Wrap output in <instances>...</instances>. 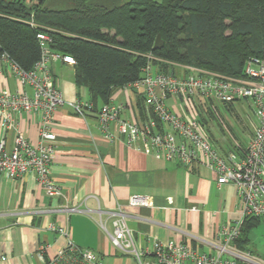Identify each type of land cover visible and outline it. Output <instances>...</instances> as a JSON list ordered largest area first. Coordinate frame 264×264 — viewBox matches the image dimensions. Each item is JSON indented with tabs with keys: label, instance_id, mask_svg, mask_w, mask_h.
<instances>
[{
	"label": "crops",
	"instance_id": "0c3cea01",
	"mask_svg": "<svg viewBox=\"0 0 264 264\" xmlns=\"http://www.w3.org/2000/svg\"><path fill=\"white\" fill-rule=\"evenodd\" d=\"M50 70L65 101L89 98L85 87L75 85L73 66L51 61ZM16 84L0 67V88L14 90ZM137 98L135 90L118 87L110 101L122 104V117L143 120L148 110L143 103L145 114H140ZM17 123L29 140H37L36 114L22 113ZM51 130L56 138L50 173L63 197L47 196L33 172L17 178L0 173V264H42L40 244L49 245L48 255L65 243L50 226L67 228L72 242L96 252L101 264H137L132 254L120 252L110 242L112 219L107 212L118 207L126 213L137 249L147 250L148 264H156L153 239L185 242L198 252L215 253L220 227L241 217L243 204L233 184L219 185L215 174L200 163L188 167L128 147L113 124L115 139L104 138L95 114L80 117L63 105L53 113ZM14 136L12 129L0 127V140L7 149ZM212 140L223 152L230 147ZM132 195L148 197L149 205L128 206ZM62 204L81 211L54 210Z\"/></svg>",
	"mask_w": 264,
	"mask_h": 264
},
{
	"label": "built area",
	"instance_id": "2783aa9c",
	"mask_svg": "<svg viewBox=\"0 0 264 264\" xmlns=\"http://www.w3.org/2000/svg\"><path fill=\"white\" fill-rule=\"evenodd\" d=\"M41 57L30 70L23 69L6 52L0 53V67L16 80V88H0V127L15 132L10 149L0 140V173L17 178L33 172L38 183L49 197L62 198L61 189L51 178L50 166L54 154L55 133L51 130L53 113L67 105L80 116L95 114L101 134L113 141L115 134L122 136L128 147L144 150L156 158L178 160L185 166L200 163L216 176L221 185L231 183L243 204L240 219L218 230L221 242L214 244L213 254L198 252L185 242L171 240L151 241V253L156 264H262L254 253L234 242L240 234L245 216L264 219V65L260 59H248L244 77H230L205 69L176 64L180 73H162L155 69L153 60L170 63L147 54L148 61L142 68V76L127 87L138 91L144 100L148 115L143 120H129L121 116L122 104L109 101L94 108L89 99L76 98L65 101L55 84L50 70L51 61L73 66L75 60L68 54L51 51L49 36L36 34ZM246 100L254 115L253 131L242 151L223 152L213 142L199 118V105L203 102L218 103ZM203 101V102H202ZM34 113L38 119V137L29 140L18 130V118L22 113ZM148 197L132 195L127 205L148 206ZM67 214L81 211L78 207L62 204L54 209ZM112 231L108 233L112 246L122 253L132 254L137 264H148L147 250L137 249L132 230L126 223V213L118 207L108 211ZM65 238L63 247L46 254L48 244H40L38 253L42 264H101L98 254L89 248L76 245L67 228L50 226ZM148 254V252H147Z\"/></svg>",
	"mask_w": 264,
	"mask_h": 264
},
{
	"label": "trees",
	"instance_id": "16d2710c",
	"mask_svg": "<svg viewBox=\"0 0 264 264\" xmlns=\"http://www.w3.org/2000/svg\"><path fill=\"white\" fill-rule=\"evenodd\" d=\"M71 1L52 9L45 0H0V53L30 70L41 57L36 34L46 33L51 51L74 58V83L87 89L95 109L142 76L147 54L170 62L152 61L162 73L179 74L182 64L244 77L248 59L264 65V0ZM157 35L162 45L153 49ZM135 93L143 116V97ZM234 150L230 144L226 152ZM262 220L245 216L234 244L247 248L249 230Z\"/></svg>",
	"mask_w": 264,
	"mask_h": 264
},
{
	"label": "rangeland",
	"instance_id": "374dc122",
	"mask_svg": "<svg viewBox=\"0 0 264 264\" xmlns=\"http://www.w3.org/2000/svg\"><path fill=\"white\" fill-rule=\"evenodd\" d=\"M90 1L111 6L120 0ZM45 4L52 9H65L73 6L71 0H45ZM249 104L246 100L233 101L229 105L215 101L203 102L199 105V109L203 112L202 116L199 115V118L215 142L220 141L224 145L230 143L234 145L236 150L242 151L246 141L252 134L255 119L252 107ZM246 247L261 262H264V220L249 230Z\"/></svg>",
	"mask_w": 264,
	"mask_h": 264
},
{
	"label": "water",
	"instance_id": "95a60500",
	"mask_svg": "<svg viewBox=\"0 0 264 264\" xmlns=\"http://www.w3.org/2000/svg\"><path fill=\"white\" fill-rule=\"evenodd\" d=\"M162 45V40L159 35H157L154 44H153V49H157Z\"/></svg>",
	"mask_w": 264,
	"mask_h": 264
}]
</instances>
